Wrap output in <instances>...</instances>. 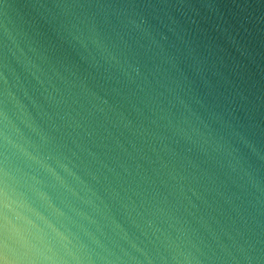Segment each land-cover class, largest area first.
<instances>
[{"label": "water", "instance_id": "1", "mask_svg": "<svg viewBox=\"0 0 264 264\" xmlns=\"http://www.w3.org/2000/svg\"><path fill=\"white\" fill-rule=\"evenodd\" d=\"M0 264H264V0H0Z\"/></svg>", "mask_w": 264, "mask_h": 264}]
</instances>
